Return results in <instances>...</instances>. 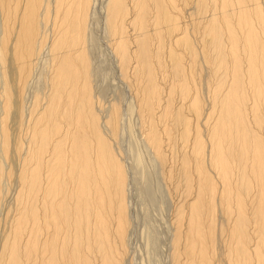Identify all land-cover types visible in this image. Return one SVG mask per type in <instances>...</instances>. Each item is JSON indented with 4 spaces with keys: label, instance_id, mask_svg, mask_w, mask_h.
<instances>
[{
    "label": "bare ground",
    "instance_id": "6f19581e",
    "mask_svg": "<svg viewBox=\"0 0 264 264\" xmlns=\"http://www.w3.org/2000/svg\"><path fill=\"white\" fill-rule=\"evenodd\" d=\"M180 1L0 0V202L11 151L21 187L0 264L128 261L123 109L99 113L87 43L98 10L144 146L184 197L171 264H264V0H182L190 21Z\"/></svg>",
    "mask_w": 264,
    "mask_h": 264
},
{
    "label": "rangeland",
    "instance_id": "374dc122",
    "mask_svg": "<svg viewBox=\"0 0 264 264\" xmlns=\"http://www.w3.org/2000/svg\"><path fill=\"white\" fill-rule=\"evenodd\" d=\"M99 2L101 3V0H98V4H100ZM180 2L179 4L181 6L184 4V7H182L185 15L187 17L190 16L192 13V4L190 5L191 8H189L188 5L190 3H185L184 1L182 3V0ZM95 13H92L94 17H90L88 22L89 32L87 43H89V52L94 67L93 75L95 77H93V90H95V96L102 107L99 113L105 115L104 113H106L107 109L113 103H116L122 107L120 109H123L121 111L122 124L119 129L117 144L115 145H117V150L122 153L123 161L129 170L130 191L128 198L132 223L129 227L131 230H129L130 233L128 235V244L130 245L126 256V260L128 261L125 264H171V239L174 232L173 222L175 213H177L176 211L180 207V204H182L184 197L175 192L172 181L165 176L166 169L164 170L154 160L151 151L147 150L146 146H144L140 121L135 113L132 115L128 111L132 104L131 92L122 80H120V75L117 73L115 64L114 62L112 63L114 60L110 55L111 51L108 47V41L107 39L104 40L106 34L102 27L101 15L99 10ZM187 20L190 21V17ZM46 52H44V55H46ZM41 56L42 58L39 60L38 65L40 63L42 65H37L35 68L33 72L34 76L29 83L31 86L28 85L29 87L27 86L25 91L24 104L28 113L27 117L29 116V109L31 108L30 106L35 95H43L45 91L46 61L44 58L46 56ZM203 88L205 87L203 86ZM178 102L177 100L176 104ZM15 120L13 115L8 120L12 128V139L16 141L21 135L26 141L24 134L26 133L24 132L25 127L22 132L15 125ZM175 150L176 152L172 159L173 162L180 157L179 144H176ZM11 152V156L8 159L11 162L7 161L6 167L13 170L14 176H12V180L9 179L12 182H9V180H7L9 183L7 181V183L5 182V186L9 184L7 185L8 188L4 186L8 190L4 188L7 194L5 193L6 196L3 195L4 197H2L6 201L1 199L0 202L2 205L0 206V252L2 250V242L10 233L8 229L11 226L9 224L11 221L8 220H12L13 212L11 213L10 210L13 209L14 202H16L15 194H18L21 188L17 178L18 172L20 171V159L17 154H13L14 151ZM172 161L170 158V162ZM170 162L167 165L169 167L173 166ZM220 221L221 217L219 218Z\"/></svg>",
    "mask_w": 264,
    "mask_h": 264
}]
</instances>
